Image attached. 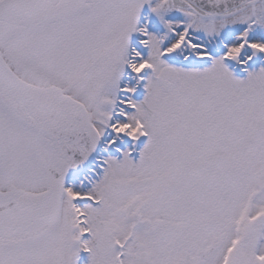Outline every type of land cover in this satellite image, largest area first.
<instances>
[{
  "label": "snow or ice",
  "instance_id": "snow-or-ice-1",
  "mask_svg": "<svg viewBox=\"0 0 264 264\" xmlns=\"http://www.w3.org/2000/svg\"><path fill=\"white\" fill-rule=\"evenodd\" d=\"M0 264H264V0H0Z\"/></svg>",
  "mask_w": 264,
  "mask_h": 264
}]
</instances>
